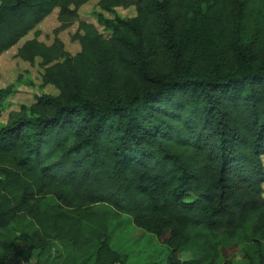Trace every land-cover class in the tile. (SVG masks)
<instances>
[{"label": "trees", "instance_id": "16d2710c", "mask_svg": "<svg viewBox=\"0 0 264 264\" xmlns=\"http://www.w3.org/2000/svg\"><path fill=\"white\" fill-rule=\"evenodd\" d=\"M90 0H0V56L58 10ZM101 0L105 38L78 21L16 56L45 66L36 97L0 127V264H125L122 217L164 241V264H264V0ZM9 88L0 90V118ZM187 254L189 260H181ZM155 264V263H146Z\"/></svg>", "mask_w": 264, "mask_h": 264}, {"label": "rangeland", "instance_id": "374dc122", "mask_svg": "<svg viewBox=\"0 0 264 264\" xmlns=\"http://www.w3.org/2000/svg\"><path fill=\"white\" fill-rule=\"evenodd\" d=\"M101 0H90L77 10L78 20L70 27L59 32L55 36L54 31L61 25L57 20L58 10H55L48 18L42 21L32 32H30L17 46L0 56V90L9 88V94L3 99V111L0 118V127L7 123L10 113L18 111L21 106L29 107L34 103L36 97L56 96L57 91L52 86L42 84V76L45 66L40 59L32 64L20 60L16 54L21 45L28 40L36 39L46 46H50L57 38L64 46L65 53L73 57L80 51V46L73 41V35L77 32L78 21L92 24L105 38L110 36L99 23L98 18L112 20L115 17L122 19L135 16L133 7L123 9L116 8L114 14H108L100 10ZM259 0H254L253 9ZM264 166V162H263ZM264 191V186H263ZM264 195V194H263ZM167 235L156 238L140 229L135 228L127 217H122L120 228L113 234L112 248L124 259L125 264H164L168 249L164 244ZM36 254L27 249H16L7 264H33ZM223 257L231 261V264H247L243 254L238 247L224 249ZM180 259L189 260L190 256L183 254Z\"/></svg>", "mask_w": 264, "mask_h": 264}]
</instances>
